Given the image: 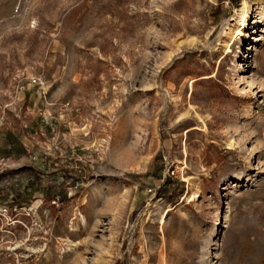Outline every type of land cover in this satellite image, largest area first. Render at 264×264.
I'll use <instances>...</instances> for the list:
<instances>
[{
	"label": "rangeland",
	"instance_id": "obj_1",
	"mask_svg": "<svg viewBox=\"0 0 264 264\" xmlns=\"http://www.w3.org/2000/svg\"><path fill=\"white\" fill-rule=\"evenodd\" d=\"M0 264H264V0H0Z\"/></svg>",
	"mask_w": 264,
	"mask_h": 264
},
{
	"label": "bare ground",
	"instance_id": "obj_2",
	"mask_svg": "<svg viewBox=\"0 0 264 264\" xmlns=\"http://www.w3.org/2000/svg\"><path fill=\"white\" fill-rule=\"evenodd\" d=\"M244 5H245V4H244ZM246 7H247V6H246ZM246 7H245V8H246ZM244 11H245V10H244ZM243 13H244V12H243ZM245 15H246V12L244 13V18H245ZM241 16H242V15H241ZM242 17H243V16H242ZM243 22L246 23L247 21L244 19ZM236 32H237V33H236L237 36L235 37V39L238 38V36H240V35L242 34V30L238 29ZM231 37H232V36H231ZM231 44H232V43H231ZM228 48H229V47H228Z\"/></svg>",
	"mask_w": 264,
	"mask_h": 264
}]
</instances>
